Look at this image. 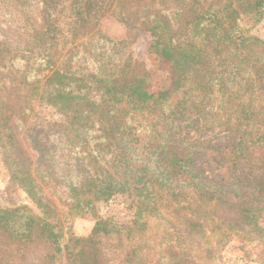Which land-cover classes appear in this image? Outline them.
Listing matches in <instances>:
<instances>
[{
    "label": "rangeland",
    "instance_id": "obj_1",
    "mask_svg": "<svg viewBox=\"0 0 264 264\" xmlns=\"http://www.w3.org/2000/svg\"><path fill=\"white\" fill-rule=\"evenodd\" d=\"M198 1L204 7L212 3L237 10L234 17L240 29L258 40L264 39V0H259L257 22L249 11L242 13L247 4L257 0ZM40 2L0 0V100L9 93L14 109L24 107L23 113L6 110V127L0 128V209L26 207L34 217L46 218L57 237L41 235L36 226L29 236L22 234L24 228L18 225L7 230L0 226V264H264V208L256 212L252 223L234 221V211L228 204L202 201L190 184L192 180H207L230 191L234 180L264 181V144L244 149L245 156L236 159L227 173L231 155L230 139L225 133L230 124L227 119L234 118L233 106L243 97L244 102L263 106L261 92L253 97H246L249 88L241 92L264 64V51L253 47L246 53L249 62L235 67L234 78L229 76L231 88L220 90L216 86L203 100L194 84L174 82L170 64L149 52V39L142 31L146 14L175 21L176 32L184 24L186 28L189 16L177 11L176 0H53L50 12L57 25L53 33L64 38L61 45L66 47L62 54L60 48L52 52V56L59 55L53 59L56 66L69 48L87 46L88 38L98 31L107 40L123 41L117 46L119 53L108 54L105 49L101 61L114 64L119 56L129 55L148 89H165L166 103L180 104L177 114L171 115L165 109L160 114L137 112L126 116L114 127L113 137L102 141L96 136L99 134L87 129L69 131L66 127L70 117L40 97L48 69L37 51L26 52L21 47L29 44L34 29L43 26ZM183 6L188 9L191 5ZM74 7H88V17L74 21ZM30 88H38V95H33ZM198 112L199 117H195ZM262 112L256 121L262 118ZM167 122L171 125L164 128ZM161 141L174 152L191 151L190 169L186 181L181 175L174 177L183 182H178L171 193H156L152 208L136 215L141 202L128 190L115 192L81 210L68 209L71 184L98 170L99 176L107 173L123 178L120 165L128 161L138 168L154 166L156 159L164 156L158 147ZM104 142L109 144L108 150L104 148L106 154L98 153L95 147ZM38 158L51 165V173H44ZM27 170L36 185L32 192L43 207L21 185L22 171ZM159 177L158 168L145 175L155 190ZM224 194V200L232 197L229 192ZM26 216L25 210L19 211L17 220Z\"/></svg>",
    "mask_w": 264,
    "mask_h": 264
},
{
    "label": "trees",
    "instance_id": "obj_2",
    "mask_svg": "<svg viewBox=\"0 0 264 264\" xmlns=\"http://www.w3.org/2000/svg\"><path fill=\"white\" fill-rule=\"evenodd\" d=\"M88 1L90 3V0ZM176 2V7H179L177 11L180 13L183 11L189 16L186 28L184 24L183 28L176 32L174 30L175 21H167L159 16L146 14L142 31L149 39V52L155 53L158 58L170 64L171 72L176 77L174 82L184 84L189 81L195 85L194 89L199 90V95L203 100H206L216 86L220 90L226 86L231 88L229 76L234 78L235 67L249 62V55L246 53L253 47L264 51V39L258 40L240 29L234 17L237 10L221 7V4L212 6V3L204 7L198 0H176ZM178 2L182 5H178ZM40 3L43 5L42 12L45 17L42 20L43 26L40 30L34 29V33L28 40L29 44L21 47L26 52L37 51L38 57L46 65L48 70L43 76L45 83L40 97L70 117V123L66 127L69 131L77 128L87 129L91 133L99 134L96 135L98 140L104 141L110 136L113 137V129L119 126V121L123 122L126 116L134 115L133 113L135 115L137 112L160 114L161 111L167 109V113L177 114L179 102L166 103L168 93L165 89L155 91L148 89L145 78L140 75L141 73L136 69L129 55L119 56L114 64L101 61L100 57L105 56L102 54L105 49L108 54L110 52L117 54L120 52L117 46L123 41L107 40L98 31L93 32L88 38L85 43L88 44L87 46L80 44L69 48L64 53L60 65L56 66L53 59L58 58L59 55L52 56V52L60 48L59 54H62L63 49L66 48L61 45L64 38L62 36L58 38L53 33L57 30L55 16L52 18V12H50L54 6L53 0H41ZM184 3H189L191 6L186 9L183 6ZM260 5L259 0L247 4L242 13L249 11L248 13H251L257 22ZM87 8L74 7L76 11L74 21L88 17ZM183 36L185 38H182ZM241 50L243 52H240ZM242 56L243 58L239 60ZM203 76L204 78H201ZM248 88L250 92H246V97L247 95L253 97L258 92L262 93L263 106L252 104L250 100L249 103L244 102V97L242 102L233 106L232 116L234 118L227 119L230 124L225 131L230 139L228 154L231 155L227 173L234 168L236 159L245 156L244 149L255 144H264V112H262L264 108V64L257 68V71L255 70L251 84L244 86L241 94L245 93ZM37 89L34 91V88H30L34 91L33 95H38ZM9 97L8 93L0 100V128L6 127L4 126L7 118L5 111L14 106L9 102ZM23 109L22 106H18V109L13 108L19 113H23ZM261 112L262 118L256 121ZM198 115L199 112L195 114V117H199ZM163 120H167L165 116ZM170 125L167 122L164 128ZM0 135H2V130H0ZM159 144L160 154L163 153L164 156L161 157L162 161L156 159L154 166L138 168L128 161L120 165L124 169L125 177L123 178L111 177L107 173L99 176L100 170H98L92 175L83 176L79 183L71 184L68 192L70 197L68 209L81 210L97 200L107 199L115 192L128 190H132L134 197L141 202L138 203L136 215H139L143 209L152 208L151 206L156 203L154 200L156 193H171V189L177 187L178 182L186 181L185 174H189L190 169L188 163L191 151L178 153L163 145V141ZM102 145L104 146L101 147ZM102 145L96 146L95 149L98 153L106 154L107 151L104 148L108 150L109 144L104 142ZM37 162L44 169L45 174L51 173V165L39 158ZM232 162L234 163L231 167ZM253 163L255 166L257 160ZM17 168L21 169L22 166H17ZM152 168L159 170L160 177L156 190L145 178ZM19 172L21 173V170ZM22 173L21 185L32 200L38 206L43 207L32 192L36 185L30 180L29 170L22 171ZM179 175L183 181L174 179ZM211 183L207 180H192L190 184L193 186L195 195L201 194L202 201L214 200L216 204L224 202L228 204V207L235 212H233L234 221L252 223L257 213L264 208V181H255V178H249L243 182L234 180L230 184V191L216 184L211 185ZM225 192L231 193L229 196L232 197L224 200ZM22 210H25L28 216L23 220H17V213ZM14 225H18L19 228L23 227L22 234L28 236L29 231L36 226L41 235H48L50 238L57 237L51 230L53 225L46 218L34 217L26 207L11 210L0 209V226L7 230Z\"/></svg>",
    "mask_w": 264,
    "mask_h": 264
}]
</instances>
